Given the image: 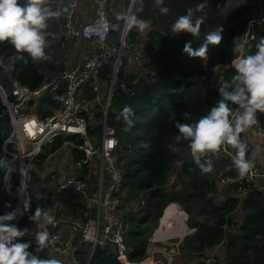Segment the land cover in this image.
<instances>
[{
	"label": "trees",
	"instance_id": "1",
	"mask_svg": "<svg viewBox=\"0 0 264 264\" xmlns=\"http://www.w3.org/2000/svg\"><path fill=\"white\" fill-rule=\"evenodd\" d=\"M201 2L203 0H164L162 6L169 8L168 14L164 15L159 12L154 0H142L141 9L136 12L140 19L148 21L153 27L149 36L160 39L154 41L153 47L157 49L158 60L165 63L163 67L153 69L154 79L151 72L148 79H140L134 83L133 76L127 78V85L134 90V93L132 95L116 94L112 108L108 112V122L115 128L119 141L118 134H126L130 141V147L123 149L122 155L123 160L124 152L132 153L124 170L122 189L128 186L130 191L129 194L127 192L126 200L137 197V202L143 196H147L143 205L137 202L139 210L136 209V211L138 210L141 214L138 219L134 218L135 210L124 215L125 221L129 224L126 243L130 251L127 258L131 262H139L145 258L147 240L141 238L145 235L142 234L143 229L140 227L149 221L158 223L164 207L169 203H171L167 206L169 208H165L164 216H167L164 219L170 217L176 209L180 210L175 203H172L176 202L186 215H189L188 226L196 228L194 234L185 236L180 243L181 251H186L189 258H194L195 254H203L216 245H223V264H264V192L250 189L246 197L240 198L233 191L231 196L217 201L216 195L214 196L215 189L210 182L211 178L208 177V173L204 175L198 172L199 168L193 158L183 162L180 168V186L171 192L164 189V185L168 182L167 172L171 164L180 151L190 150L185 141L175 143L174 137L178 134L175 123L177 121L195 122L200 116L207 114L209 108L220 99L218 88L230 81L235 71L232 67L233 40L235 37L243 36L246 26V20L228 24L226 16L220 12L225 0H207L208 6L202 12L196 13L197 17L204 19L199 36L193 37L187 33L172 34L171 26L176 18L185 14L188 8H194ZM262 10L261 8L258 11L259 15ZM217 27L223 28L222 42L218 46H208L206 59L190 57L184 53L186 42L190 41L192 48L197 49L205 43V34ZM256 31L259 35L262 34L258 28ZM131 32L132 29L129 33L130 38L134 39V33ZM259 40L256 39L253 42L248 54H255ZM159 46L161 47L158 48ZM16 55V50L11 44L0 43V57L3 63L10 67L12 76L21 84L35 88L44 79V74L27 54H23L26 63L13 62L11 58ZM217 64L222 67L219 72H213V66ZM47 67L51 68L53 64ZM110 72V65H105L101 70V78L108 81ZM0 74L3 75L2 68H0ZM122 79L124 75L120 71L118 82ZM87 94L92 96L89 91ZM125 105L130 106L134 113L131 117L133 124L127 131L125 129L128 125L122 118L117 119ZM3 108L0 99V118H6ZM184 113H188L189 118L186 119ZM95 118L99 119L100 114H96ZM257 119L258 125L263 126L264 114L257 113ZM4 123H7V120ZM4 137V134L0 137V156ZM78 139L72 135L58 137L52 143L51 151L59 148L64 141L77 142ZM241 139L243 140L242 135ZM170 144L174 145L178 151L173 152L169 148ZM73 151L76 152V150ZM75 155L79 156L78 153ZM183 175L188 180L183 179ZM209 193H213L212 196H208ZM53 201L62 211L71 215L82 211V203L71 188L48 192L46 198L32 197L30 204H37L34 207L48 209L53 215ZM239 208L244 215L241 222L236 224L231 215ZM193 214L195 219L191 218ZM235 224L238 225L237 231H230L228 227ZM21 225H23L22 221ZM14 242H31L30 252L32 248H37L35 237L28 239L23 236ZM36 255L49 258L45 247L38 249ZM83 255L82 252L77 253V258L84 263ZM89 264L121 263L116 260L112 250H102L97 247ZM181 264L192 263L188 259V263Z\"/></svg>",
	"mask_w": 264,
	"mask_h": 264
},
{
	"label": "built area",
	"instance_id": "2",
	"mask_svg": "<svg viewBox=\"0 0 264 264\" xmlns=\"http://www.w3.org/2000/svg\"><path fill=\"white\" fill-rule=\"evenodd\" d=\"M60 1L68 8L63 14L62 45L80 39L91 44L92 49L84 54L80 64L51 77H44L35 88L21 84L0 57L3 73L0 99L8 122L1 144L0 172L4 175L5 191L0 189V209L5 197L14 190L10 212L16 209L20 212L10 223L21 230L25 229L21 225V218L24 201L28 199L27 183L32 161L47 143H52L58 137L76 136L79 138L77 142L64 141L55 151L70 144L63 160L71 157L74 168L72 173L60 177L56 191L66 188L74 190L82 203V219H56L35 234L26 236L30 239L38 232L47 231L49 240L46 248L60 258L68 257L70 264H83L77 258V253H81L84 247L89 249L85 264L90 263L97 247L112 250L121 264H138L127 258L130 251L126 243L129 224L119 208V193L124 182L123 148L115 128L108 122V112L115 96L114 88L119 86L120 93L126 95L134 93L127 83L118 82L121 65L130 47V30L116 18L109 0ZM82 2L90 4L91 18L78 24L77 10ZM246 3L248 0L244 1ZM141 4L142 0H129L126 12L136 14ZM262 9L257 18H246L243 37L247 41V54L257 28L264 35ZM52 43L48 42V45ZM107 64L111 72L109 80L105 81L101 78V70ZM87 91L92 96H88ZM38 101L45 104L44 107L48 104V108L38 109ZM96 114H100L98 121L94 120ZM254 130L264 141V127L257 125ZM234 153L230 146H223L218 152L204 157L212 161L216 158L226 159L232 165L229 171L221 175L217 182L218 188L230 187L240 198L246 197L250 189L264 192V166L254 163L250 172L241 178L232 162ZM260 159L264 161V152ZM38 197H41V193ZM146 198L143 196L137 201L138 204L143 205ZM66 225L71 230L69 235L64 230ZM195 229L191 228L190 231ZM199 261V264H217L218 259L213 254H207L201 256Z\"/></svg>",
	"mask_w": 264,
	"mask_h": 264
},
{
	"label": "clouds",
	"instance_id": "3",
	"mask_svg": "<svg viewBox=\"0 0 264 264\" xmlns=\"http://www.w3.org/2000/svg\"><path fill=\"white\" fill-rule=\"evenodd\" d=\"M154 4L161 14H168L169 8L162 6L164 0H154ZM207 6V0H203L194 8H188L185 14L178 16L173 22L171 33L199 36L204 19L197 17L196 13L202 12ZM67 11V7L53 10L46 5V0H25L22 5L18 0H0V43L7 42L16 50L17 55L11 58L12 61L26 63L23 54H27L33 60L46 59L45 49L50 35L45 31L46 21L50 18H59ZM220 12L224 13L222 8ZM116 18L123 21L129 30L136 28L143 32L150 26L148 21L131 12L117 13ZM222 33L223 28L217 27L205 34V43L199 48L193 49L189 41L185 43L183 51L190 57L206 59L208 46L220 45ZM246 46L247 41L243 36L234 38L232 46L234 74L230 81L218 88L220 99L209 108L207 114L200 116L193 123L180 121L175 123L178 132L174 137L175 143L187 142L191 156L202 173H211L214 170V159L212 161L204 157L218 152L223 146H230L235 150L232 162L241 178L254 167V161L247 158L249 150L241 139V133L259 124L257 113L264 114V37L256 44L254 55L247 54ZM221 67L219 64L214 65L212 71L219 72ZM133 115V109L125 105L117 117L122 118L128 125L126 131L133 124L131 119ZM184 116L186 119L189 118L188 113H184ZM169 148L173 152L178 151L172 144ZM30 207V200L26 199L23 211H29ZM19 212L20 210L16 209L0 216V264H62L60 259L42 258L30 252L31 242H14L24 235L27 238L28 233L27 228L21 230L10 223ZM29 220L35 224H52L54 216L50 210L36 207ZM35 240L37 248L42 249L47 246L49 233L38 232Z\"/></svg>",
	"mask_w": 264,
	"mask_h": 264
},
{
	"label": "rangeland",
	"instance_id": "4",
	"mask_svg": "<svg viewBox=\"0 0 264 264\" xmlns=\"http://www.w3.org/2000/svg\"><path fill=\"white\" fill-rule=\"evenodd\" d=\"M249 5V7L245 10V14L239 18L237 21H233V22H228V24L232 25L235 23H238L239 21L242 20H246V18H257L259 16L258 11L261 8H264V0H252V1H248L247 3ZM63 16V14H62ZM51 18L48 19L46 21L47 23V28L45 29V31L47 33H49L50 35L48 36V42L50 41H55L56 43H52L50 45H48L45 49V53L47 58L44 60H33L38 66H39V70L44 74L45 77H51L49 74L51 72H49V69L47 68L48 64L50 63H55L56 61V57H58V53L61 51L59 50L62 47V43H61V37H60V33L58 35L57 32L58 31H63L62 29V24H61V18ZM63 22V19H62ZM262 28L264 29V26H262ZM132 33V32H131ZM255 33V32H254ZM62 36V34H61ZM60 37V38H59ZM262 37H264L263 34L258 35L257 32L255 33V39L253 41H251V45L253 44V42L257 39H261ZM130 43H134V39H129ZM57 45V46H55ZM66 45V44H65ZM251 48V47H250ZM126 62H128L127 59L123 60V63L121 65V71L122 74L124 75V79H122L120 82H125L128 84V80H126L127 78L125 77V65ZM153 69H151L150 72H152ZM53 76V75H52ZM153 79H154V74L152 73ZM0 80H3V75L0 74ZM6 86V85H5ZM36 106L38 107V109H44V108H48V104L45 106V104L43 105L42 102L38 101ZM5 116V115H4ZM5 117H1L0 118V137L4 134H6V126L8 125L7 123H4V121L6 122L7 118ZM91 119V118H90ZM95 121H98V119H96L94 117ZM92 121V120H91ZM4 126V127H3ZM264 127V125H263ZM119 138H120V142H121V146L123 149L130 147V141L127 139L126 134H118ZM54 142V141H53ZM52 142V143H53ZM52 143H47L41 150L39 155L32 161L31 164V169H30V178L29 181L27 183V194H28V200L32 199V197H38L41 193V198H46L47 193L48 192H56V187L57 184L60 180V177L63 176L64 174H69L72 173L71 170H73V165H72V158L71 157H67L66 161L63 160L64 154L66 152V150L70 147V144H67L63 149L55 152V151H51V146ZM2 150V149H1ZM127 153L124 152L125 157L122 160V165L123 168L125 170V164L128 162L130 156L132 155V153ZM2 156V154H1ZM0 156V157H1ZM190 158H192L191 156V152L190 150H184V151H180L178 154V157L175 159V161L173 162V164H171V167L169 169V171L167 172V179H175V182L167 185H164V189L168 192H171L172 190H174L175 188H178L180 186V178H179V171L181 170V166L183 164V162L189 160ZM215 165H214V170L211 173H208V176L211 178L210 182L213 184V187L215 189V194L217 201H221L222 199L226 198V196L228 194L232 193V188L230 187H221L222 189L220 191H218V186H217V182L220 179L221 175L227 171H229V169L231 168V164L224 159H219L217 161H214ZM199 173H202L200 171V169H198ZM205 175V173H203ZM210 174V175H209ZM0 189L4 190V175L0 172ZM183 179L188 180V178L186 176L183 175ZM129 187L126 186L124 187L120 194H119V199L121 198V194L123 196L126 195V193L130 191H128ZM213 189V190H214ZM127 191V192H126ZM231 192V193H230ZM14 194V190H11L9 196L5 197L4 203L1 206L0 209V216L4 215L7 212H10V208L11 207H7V205L12 206V199H13V195ZM213 193H209L208 196H212ZM137 198V197H136ZM136 198L132 199V200H127L128 202L134 203L136 202ZM128 199V197H127ZM126 201V202H127ZM35 203V202H33ZM137 203V202H136ZM175 203L179 206L180 210L176 209L174 212V214H177L178 216H180L184 221L187 220L188 222V218L189 215H186L185 212L182 210V207L176 203V202H172ZM171 204V203H169ZM167 204V205H169ZM30 210L27 212H24L23 215V226L25 228L28 229V233L27 235H32L35 234L40 228L38 227V224H35L33 222H31L29 220V216L34 212L35 208L34 206H37V204L33 205L30 204ZM136 209L139 210V207L137 206V204H135L134 206ZM122 208L124 209V211H121ZM169 207H167L166 209H168ZM163 213L162 219L161 221L167 216L165 214V211ZM53 216H54V220L56 219H65V220H74V219H82L81 218V214L82 211L77 212V214L71 215L68 212H64L61 210V208H59L57 206V203L55 201H53ZM132 210V207L129 206H125V204L123 203V206H120V212L123 213V215L129 214ZM138 210L136 211V213L134 214V218L138 219V217L141 215L140 212H138ZM162 214V213H161ZM242 214V211L239 209L237 212H234L231 215V218L234 222L235 219H237L238 221L240 220V216ZM173 215V214H172ZM161 216V215H160ZM195 214L190 215V217L192 219H195L196 217H194ZM169 218V217H168ZM200 219V218H199ZM160 221L159 226L158 223L155 224V222L149 221L148 223H146L145 225L141 226L140 228L143 229V235L141 238H145L147 240V246H146V251H145V258L141 261L138 262V264H181V263H188V259L189 262L192 264H199L200 263V257L203 255H207V254H213L217 259H218V264H223V254H222V249L221 246L216 247L218 248L217 250L213 251V252H204L203 254H195L194 258H189L188 255L186 254V251H181V242L184 240L185 237L181 236H175L170 240H166L167 236H160L157 234V231L159 229L160 226L164 225L168 220L167 218L164 219L162 222ZM236 224H239V222H235ZM234 225L231 227H228V229L230 231H237V226L238 225ZM187 227V231L186 233H184L183 235L188 236L190 234H194L195 231L191 232L190 229L194 228V227H189L188 224L186 225ZM191 232V233H190ZM35 236V235H34ZM169 236V235H168ZM159 238L160 240L158 241H153V239H157ZM31 252H33L35 255L38 254V249L37 248H32ZM82 254H84V263L86 262V258L89 254V249L84 247ZM50 258L54 257L57 259H60L62 261V259H64L65 261H69L68 257H63L60 258L58 256L52 255L50 254ZM171 255V256H169ZM144 261H148V262H144ZM66 264V263H65Z\"/></svg>",
	"mask_w": 264,
	"mask_h": 264
},
{
	"label": "crops",
	"instance_id": "5",
	"mask_svg": "<svg viewBox=\"0 0 264 264\" xmlns=\"http://www.w3.org/2000/svg\"><path fill=\"white\" fill-rule=\"evenodd\" d=\"M18 2L22 5L25 2V0H18ZM128 2H129V0H109V4L112 8V11L115 14L125 13L127 11ZM46 5L52 7L53 10H55L56 8H61V9L64 8V6H63L64 4L60 0H46ZM89 18H91L90 4L87 2H83L77 10V23L81 24L82 22L88 20ZM62 19H63V16L61 18V24H62ZM152 28L153 27L150 25L149 28H147L143 32L139 31L136 28L132 29V33H134V37H133L134 43H130V47L127 50L126 59L128 60V62H126L124 70H125V77L126 78L133 76V79H134L133 83L139 81L140 79H148V76H149L151 69L157 70V69L164 66L165 62H160L158 60V57L156 56L157 49L153 47L154 41H157L160 39H156V36H153V37L149 36V32L152 30ZM59 33H60V37H61L62 31H58L56 35H58ZM52 42H53V44L56 43L55 41H50V43H52ZM55 46H57V45H55ZM91 49H92L91 44L83 42L80 39H75L72 42H68L66 45H62V47L59 49L61 51L58 53V57L55 58L56 59L55 63H50V64H53V67H51V68L47 67L49 69V72H51L49 75L50 76L56 75V74L60 73L61 71H63L64 69H67V68L72 67L74 65L80 64L84 58V54ZM31 60H32V62H34L33 59H31ZM38 61H40V60H38ZM50 64H48V65H50ZM152 72H154V70H152ZM241 135L243 137V141L247 144V149L249 150L250 159H252L255 164H258L260 166H264V161H262L260 159L261 153L264 152L263 138L257 134V132L254 130L253 127L245 130L243 133H241ZM217 160H219V158L214 159V161H217ZM214 161H213V165H215ZM173 182H175L174 177H173V179L168 180L167 186ZM221 189L222 188H218V191H220ZM232 193H233V191H232ZM126 195H127V193H126ZM126 195L123 196L121 194V198L119 199V207L120 206L122 207L123 203H124L126 207L127 206L132 207V210L136 211V209L134 208V203H131V205H130V202H126L127 201ZM231 195L232 194H228L227 196H231ZM215 200H217V199H215ZM121 211H124V209L122 208ZM237 211H235V212H237ZM243 215L244 214L242 212V214L240 216V220L238 221L237 219H235L234 222L240 223ZM45 225H47V224L40 223V224H38V227L40 229H42V227ZM185 225H187V220L185 221ZM64 230H65L66 234H68V235L71 233V230L67 225L64 226ZM182 236L185 237V235H182ZM173 237H174V235L167 236L165 241L170 240ZM219 246H221V249L223 252V249H224L223 245H216L210 249H207L205 252H207V251L213 252V251L217 250L218 248H216V247H219ZM46 250H47L48 254L50 253L52 255H55L51 249L46 248ZM49 258H50V255H49ZM61 258H63V257H61ZM65 263L70 264L69 261H65L64 259H62V264H65Z\"/></svg>",
	"mask_w": 264,
	"mask_h": 264
},
{
	"label": "bare ground",
	"instance_id": "6",
	"mask_svg": "<svg viewBox=\"0 0 264 264\" xmlns=\"http://www.w3.org/2000/svg\"><path fill=\"white\" fill-rule=\"evenodd\" d=\"M244 1L245 0H225L224 6L222 8V12L229 14V13L233 12L234 10L238 9L240 6H243ZM174 213L175 212H173V215H171L169 218H167L168 221L164 225L159 227V229L157 231V234L159 232L158 235H160V236L161 235L162 236L174 235V237L175 236L178 237V236H181L184 233H186V231H187L186 227L187 226L185 225V221L180 216H178L177 214H174ZM158 240H160V239L159 238L153 239V241H158ZM144 262H148V261H144Z\"/></svg>",
	"mask_w": 264,
	"mask_h": 264
},
{
	"label": "water",
	"instance_id": "7",
	"mask_svg": "<svg viewBox=\"0 0 264 264\" xmlns=\"http://www.w3.org/2000/svg\"><path fill=\"white\" fill-rule=\"evenodd\" d=\"M248 1H252V0H248ZM249 7V5L244 4L243 6H240L238 9L234 10L233 12L229 13V14H226V13H223L225 16H226V19L228 22H235L237 21L239 18H241L244 14H245V10ZM237 19V20H236ZM121 92V88L119 86H116L114 88V94H120ZM167 207V205L164 207L163 211H162V214L161 216L159 217V220H158V226H159V223H160V219L162 218L163 216V213H164V210L165 208ZM179 207V206H178Z\"/></svg>",
	"mask_w": 264,
	"mask_h": 264
}]
</instances>
